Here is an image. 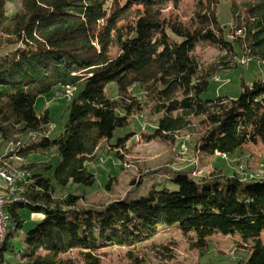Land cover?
<instances>
[{"label":"trees","instance_id":"1","mask_svg":"<svg viewBox=\"0 0 264 264\" xmlns=\"http://www.w3.org/2000/svg\"><path fill=\"white\" fill-rule=\"evenodd\" d=\"M179 1L20 0L9 15L7 0H0V51L15 46L0 53V145L16 144L6 155L0 147V163L13 155L49 157L28 163L32 182L24 198L7 208L2 264L8 255L25 264H74L66 256L73 251L85 264H99L102 249L143 243L164 228L179 229L202 255L213 235L237 237L250 245L237 264H264L263 176L242 181L219 164L200 176L166 168L165 178L147 192H140L141 184L132 198L102 204H84L73 189L95 184L86 162L131 124L140 93L143 108L161 114L148 138L174 139L196 128L194 118L201 130L192 150L201 155L240 158L249 145H264V76L243 82L235 98L203 97L215 75L237 64L240 52L264 63V0H230L228 25L219 19L218 1L196 0L190 26L162 16L161 8ZM200 43L221 51L219 61L201 63L194 53ZM112 83L118 97L108 92ZM65 87L74 94L64 107L63 131L51 138V111L39 113L35 104ZM135 134L112 145L126 147ZM112 187L108 180L106 188ZM23 208L44 218L15 235L12 229L27 221Z\"/></svg>","mask_w":264,"mask_h":264},{"label":"rangeland","instance_id":"2","mask_svg":"<svg viewBox=\"0 0 264 264\" xmlns=\"http://www.w3.org/2000/svg\"><path fill=\"white\" fill-rule=\"evenodd\" d=\"M214 1L219 2L216 10L221 22L230 24L232 21L230 0ZM19 6L20 0H7V13L9 15L14 14ZM197 10L198 3L196 0L169 2L160 9L162 16L167 21L181 22L186 26L196 23ZM129 25L130 20L121 23L124 29H127ZM13 48L15 46L4 48L0 53ZM194 53L201 63L206 65L218 62L222 54L221 51L207 43H200ZM246 59L247 57H243L240 52L237 64L215 75L216 77H213L214 83L204 92L203 97L216 98L219 95H227L235 98L243 90V82L251 84L255 79L264 76V63L258 60L250 62L249 59L248 61ZM235 65L237 66L235 67ZM108 88L112 97H118L115 83H112ZM55 91V97L46 98L45 95H42L35 104L39 113L46 108L51 111V138L59 136L63 131L66 122L64 107L74 94L72 87L58 88ZM139 99L140 105L137 111L133 113L131 124L117 130L113 141L110 143L104 141L96 154V158L86 162L88 170L96 177L95 184L89 188L73 186L76 194L86 198L84 204H102L117 199H130L134 196V190H138L141 184L140 192L145 193L157 178H165L166 168L174 171L189 170L191 173L196 170L195 176H200L204 171L213 170L215 164H219L226 169L228 174H232L234 171L239 173L244 169L249 173L264 177V145L262 143L249 145L240 158L228 156L227 159H224L217 154L211 157L192 150L198 132L201 130L198 119H192L194 126H196L195 129L177 133L174 139L148 138L146 134L152 133L161 114H152L143 108L145 98L142 93L139 94ZM132 131H135L136 134L131 136L126 147L118 149L112 145L117 137ZM14 144L13 142V146ZM11 145L12 142L8 145H0L2 147L1 153L5 154L11 151L13 147ZM115 151H119L122 158L116 156ZM10 155L11 153H9ZM19 157L12 156L7 159L8 164L6 162L1 164L7 168L19 169L16 171L23 180L11 188V190L16 189L17 191L23 186L26 189L28 184L32 182L29 175L31 174L30 170L26 168L29 162L49 160V157L42 156H31L28 160L22 156ZM108 180H112L113 183L111 190L106 188ZM170 186L175 187L173 184ZM8 193L9 191H3L2 194ZM21 213L27 221L23 229H12L15 235L17 233L24 235L35 223L44 218L42 213L32 212L29 208L21 209ZM262 239L264 241V233ZM249 251L250 245L242 244L237 237L216 234L209 238L206 254L202 255L199 249L192 247L188 238L179 229L164 228L156 236L143 243L129 247L116 245L102 249L99 255V264H237L241 258H246ZM66 256L71 257L74 264H85L74 251L70 256ZM4 260L5 264H25L16 255H8Z\"/></svg>","mask_w":264,"mask_h":264},{"label":"bare ground","instance_id":"3","mask_svg":"<svg viewBox=\"0 0 264 264\" xmlns=\"http://www.w3.org/2000/svg\"><path fill=\"white\" fill-rule=\"evenodd\" d=\"M20 144H22L21 142H18L17 143V145H20ZM16 144H14V146H15ZM11 146H13V142H12V145ZM13 146V147H14ZM12 147V148H13ZM16 150V149H15ZM20 150V149H19ZM10 152V151H9ZM12 153V152H11ZM16 153V152H15ZM7 154V153H6ZM5 154V155H6ZM8 155H9V153H8ZM14 156V155H13ZM219 156H221L222 158H224V159H227L228 158V155L227 154H219ZM11 157V156H10ZM5 158V157H4ZM8 158V157H7ZM6 158V159H7ZM1 159V158H0ZM13 159V158H12ZM2 160V159H1ZM11 160V159H10ZM9 160V161H10ZM5 161V160H4ZM8 161V162H9ZM6 163H7V160L5 161ZM4 162V163H5ZM3 162L2 163H0V169L2 170V172H6L7 174H16V173H18L17 171H16V169L17 168H15V170H13V169H11V168H7L5 165H1V164H4ZM8 164V163H7ZM10 164V163H9ZM13 166V165H12ZM17 170H19V169H17ZM27 171V170H26ZM21 172V171H20ZM23 174V173H22ZM30 175V174H29ZM251 175H254L253 173L251 174ZM21 176V175H20ZM255 176H257V175H255ZM22 177V176H21ZM23 177H25V176H23ZM23 180V178L22 179H20V181H22ZM250 182V181H249ZM17 184H19V183H17ZM21 184H23V183H21ZM16 185V183H15V181H6V179H0V202H4V212H3V220H4V222H5V224L7 225L6 227H4L3 228V232H1L0 233V264L2 263L1 262V251H2V248H3V245H4V242H5V240H6V237H7V233H8V225H9V220H8V214H7V208L10 206V205H12L14 202H16V201H19V200H21V199H23L24 198V195H23V193L25 192V188H24V186H23V188H21V189H19L18 191L16 190V189H12L11 190V188L13 187V186H15ZM1 186H3V188H5V189H8V191H9V193L8 194H6V195H3L2 193H3V191L4 190H1ZM18 187V186H17ZM19 187H20V185H19ZM5 192V191H4ZM12 192H16V197H18V198H13V193Z\"/></svg>","mask_w":264,"mask_h":264},{"label":"built area","instance_id":"4","mask_svg":"<svg viewBox=\"0 0 264 264\" xmlns=\"http://www.w3.org/2000/svg\"><path fill=\"white\" fill-rule=\"evenodd\" d=\"M220 154H225V153H220ZM238 175L242 181L253 180L254 178H257L255 175H251L245 172L244 169L241 172H239ZM21 178L22 177L20 176L19 173L7 174L6 172H2V170L0 169V179H6V181H15V183H18L20 182ZM1 190L8 191V189L3 188V186H1ZM12 193H13V198H18L16 197V192H12ZM3 212H4V202H0V233L3 232V228L7 226L3 220Z\"/></svg>","mask_w":264,"mask_h":264}]
</instances>
